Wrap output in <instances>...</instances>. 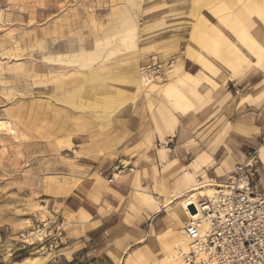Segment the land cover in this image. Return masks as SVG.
I'll return each instance as SVG.
<instances>
[{
	"label": "rangeland",
	"instance_id": "1",
	"mask_svg": "<svg viewBox=\"0 0 264 264\" xmlns=\"http://www.w3.org/2000/svg\"><path fill=\"white\" fill-rule=\"evenodd\" d=\"M256 1L264 5V0ZM248 4L250 0H0V122L10 126L0 128V264H52L42 246L45 235L57 231L67 241L60 263L70 262L63 255L72 218L63 212L65 199L96 183L113 186L122 177L130 180L132 215L140 216L141 206L149 203L152 218L159 219L156 231L133 246L122 264H162L152 236L183 230L175 218L177 202L194 187L205 190L210 180L223 182L207 168L192 179L186 172L192 159L177 160L186 144L174 138L153 147L145 139L134 145L138 139L129 124L136 113L146 122V111L155 118L160 106H170V99L152 85H164L181 73L176 65L183 69L189 45L198 57L225 64L216 31L237 53L236 65L229 67H248L244 77L263 79L257 87H242L238 97L231 86V101L251 96L250 108L264 112V25L258 24L264 16L259 7L246 10ZM237 15L245 25L255 22L244 30L252 32L253 40L226 25ZM152 64L161 65V72H151L153 82L143 89H132L127 82L133 67L141 78L140 67ZM206 101L197 95L193 102L201 107ZM227 109L216 102L207 123L224 135ZM120 161L129 162L133 171L110 182ZM190 181V191L175 199L177 189L189 187ZM74 182L78 186L67 195ZM140 190L149 196L139 195Z\"/></svg>",
	"mask_w": 264,
	"mask_h": 264
},
{
	"label": "crops",
	"instance_id": "2",
	"mask_svg": "<svg viewBox=\"0 0 264 264\" xmlns=\"http://www.w3.org/2000/svg\"><path fill=\"white\" fill-rule=\"evenodd\" d=\"M252 6L259 7L264 16V5L256 0H250L246 10L252 12ZM239 12L242 13V11ZM247 22L248 25H245L240 20V15H237L226 25L239 37L243 33L248 39L253 40L255 37L251 34L252 32L244 33V30L247 28L249 30L252 25H255V22ZM258 24L264 25V20H259ZM215 39L223 46L225 57L222 60L225 64L216 65L210 59L201 55L198 57L194 45H189L185 53L189 59L183 62V69L181 63L176 65L181 73L177 77H172L164 85H152V87L156 86L160 89L159 92L163 97L165 95L170 99V106H160L155 118L152 116L153 114L146 111V122L144 116L136 113L137 116L134 115L131 118L129 129L131 134H134L133 138L138 139L134 145H138L141 139H145V144L153 147L162 142L173 140V138L180 145L186 144V147L182 149L183 158L178 157L177 160L181 162L185 159H192V163L188 166L189 171H186L190 177L194 179V174L197 175L207 168L209 171L212 170L220 181L224 182L226 175L234 169L237 163L245 161L247 156L254 151H258L259 154L262 146L260 140L264 135V112L250 108L247 101L251 99V96L232 102L231 99L234 98V95L233 90H230L231 86L238 97L241 90L243 91L242 87H257L263 79L259 75L244 77L243 73L249 71L248 67L244 68V71H239L236 67L234 68L236 70H232L229 65H236L235 56L237 53L232 50V44L227 42L224 36L217 31ZM193 42L196 43L195 40ZM136 69V66L133 67V72L129 75L130 78H133L127 83L132 89H137L138 85L143 89L144 87L139 83V73L136 72ZM224 69L230 72L228 76ZM210 73L224 81L216 80L215 77L210 76ZM136 77L138 84L135 82ZM210 82L216 83V86L212 87ZM197 95L207 99L201 107L193 102ZM216 102L220 105H227V113L230 111V118L227 119L225 125V128L228 129L226 135L224 132H215L207 124L210 123V119L216 112ZM201 123H204V126L194 132L193 130ZM262 159L261 176L264 177V153ZM221 173L223 176L220 175ZM122 178L121 182L110 187L96 183L92 188L76 191L67 196L62 209L72 218L68 222L69 244L63 251L65 261L80 259L85 261V264H122L133 246L147 239L152 234V230L156 231L159 219H154L151 216L154 212L152 204L141 206L143 213L140 216L132 215L134 209L129 196L130 180L126 177ZM135 183L140 186L138 173L135 176ZM76 186L78 183L74 182L67 195ZM191 186L192 182L190 181L189 187L185 186L183 190L177 189L178 194L176 195L190 191ZM197 188L202 189L203 186L194 187L190 193L195 192L194 190ZM139 195L146 196L148 194L140 190ZM145 196H143V201L148 202ZM164 204H167L166 199ZM151 218L150 226L152 228L149 227L148 230V226L145 225ZM177 222L183 226L178 220ZM169 232L179 231L170 229L152 236L156 238L155 244L152 245L160 251L162 264H166L164 257L174 249L173 244L170 243L171 240L173 242V237L166 236Z\"/></svg>",
	"mask_w": 264,
	"mask_h": 264
},
{
	"label": "built area",
	"instance_id": "3",
	"mask_svg": "<svg viewBox=\"0 0 264 264\" xmlns=\"http://www.w3.org/2000/svg\"><path fill=\"white\" fill-rule=\"evenodd\" d=\"M146 67L154 74L162 69L158 64ZM262 142L264 145V135ZM261 167L262 160L258 151H254L245 161L235 165L221 186H215L217 193L214 196L197 202L198 216L190 218L184 226L183 235L189 250L178 251L179 264H264ZM128 169L133 171L124 161L114 168L119 174ZM114 176L110 182L114 181ZM44 238L47 239L42 252L51 257L52 264H61V250L66 238L59 231L53 236L46 234ZM67 264L80 263L70 261Z\"/></svg>",
	"mask_w": 264,
	"mask_h": 264
},
{
	"label": "bare ground",
	"instance_id": "4",
	"mask_svg": "<svg viewBox=\"0 0 264 264\" xmlns=\"http://www.w3.org/2000/svg\"><path fill=\"white\" fill-rule=\"evenodd\" d=\"M175 65V64H174ZM171 66V68L174 67ZM172 70H168V72H171ZM140 74H141V78L139 76V83L142 87H146L149 83L153 82V80L150 79V73L147 71V67H140ZM159 78V77H157ZM137 80V77H136ZM9 125L8 123L5 122H0V128L1 129H9ZM12 132V130H10ZM264 153V145L261 146L260 151H259V157L260 159L263 161L262 159V155ZM129 164V162L127 163ZM120 176L119 173H115L114 178H118ZM215 186H221L220 182H217L215 180H210L209 183L207 185H205V187H207V189L203 190L201 188H197L192 192L191 194H189L186 198L180 200L177 202V209H176V219L181 223V225L188 222V220L192 217H197L199 214V210H198V205L197 202L204 198V197H212L217 193V189L214 188ZM212 187V188H210ZM211 193V194H210ZM209 194V195H208ZM177 196V195H176ZM174 196V198L176 197ZM200 197V198H199ZM184 230V228H183ZM183 230L179 231V232H169L168 234H166L167 237H170L173 239V242L171 240L170 243L173 244L174 249L170 252L167 253V255L164 257V262L166 264H179V260H178V251L179 250H183V251H188L189 250V245L188 242L186 241L184 235H183ZM155 240L156 238L153 237L152 239V244H155Z\"/></svg>",
	"mask_w": 264,
	"mask_h": 264
}]
</instances>
